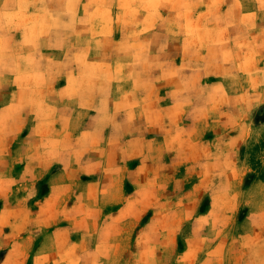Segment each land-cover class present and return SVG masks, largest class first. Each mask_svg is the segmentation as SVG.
<instances>
[{
    "label": "clouds",
    "instance_id": "clouds-1",
    "mask_svg": "<svg viewBox=\"0 0 264 264\" xmlns=\"http://www.w3.org/2000/svg\"><path fill=\"white\" fill-rule=\"evenodd\" d=\"M264 0H0V264H264Z\"/></svg>",
    "mask_w": 264,
    "mask_h": 264
},
{
    "label": "rangeland",
    "instance_id": "rangeland-1",
    "mask_svg": "<svg viewBox=\"0 0 264 264\" xmlns=\"http://www.w3.org/2000/svg\"><path fill=\"white\" fill-rule=\"evenodd\" d=\"M260 120H264V114H262L261 116L257 117V121L259 122ZM261 148H264V142H262V144L260 146H256V148L253 150V152H258ZM3 257V253H0V259H2Z\"/></svg>",
    "mask_w": 264,
    "mask_h": 264
}]
</instances>
